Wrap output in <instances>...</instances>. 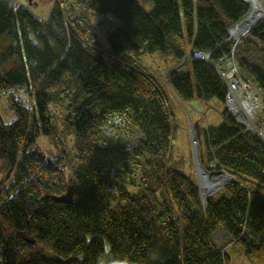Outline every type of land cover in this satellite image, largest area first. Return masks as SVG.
<instances>
[{
  "label": "trees",
  "instance_id": "obj_1",
  "mask_svg": "<svg viewBox=\"0 0 264 264\" xmlns=\"http://www.w3.org/2000/svg\"><path fill=\"white\" fill-rule=\"evenodd\" d=\"M72 1L56 0L43 21L0 0V93L16 112L11 122L0 117V172H12L0 189V264H100L105 246L103 264H229L226 248L237 244L264 264V142L227 112L213 68L245 5L151 0L147 12L137 0ZM93 13L103 18L107 46ZM189 49L211 57L195 59ZM143 52L178 65L157 79L142 66ZM234 54L262 92L264 124L263 22ZM187 62L194 90L179 74ZM20 91L34 96L32 113L15 97ZM171 94L222 103V123L204 129L203 144L192 125L201 167L233 178L204 207L175 153ZM39 133L55 157L36 145ZM67 190L70 200H59Z\"/></svg>",
  "mask_w": 264,
  "mask_h": 264
},
{
  "label": "rangeland",
  "instance_id": "obj_2",
  "mask_svg": "<svg viewBox=\"0 0 264 264\" xmlns=\"http://www.w3.org/2000/svg\"><path fill=\"white\" fill-rule=\"evenodd\" d=\"M2 1L7 2L13 8L14 11H16L19 8H25L34 17H36L39 20H43V21L48 20V18L50 17L51 11L54 8L55 2H56V0H32L31 1L32 4H30L28 0H2ZM58 1H61V0H58ZM68 1L73 2L72 0H68ZM137 1L145 11L147 12L151 11L152 9L151 0H137ZM191 1L194 2L195 0H191ZM240 1L245 5L246 11L238 19V21L232 23L230 27H232L233 25L239 24L240 22L243 21V19L248 17V15H251L252 10L255 8L254 5H258L264 11V0H240ZM180 15L182 19V16H183L182 10H180ZM103 17H106L108 19H113V16L110 14H107L106 16H103ZM90 19L95 27V31L97 34V40L103 46H107L105 31L102 25L99 24L101 22V19L103 18H101V15L93 13L90 15ZM262 22L264 24V18H257L254 21L252 20L251 23L249 24L250 26L247 27L243 35L241 36L239 35V40L247 36L256 25ZM232 47L233 45H231L230 48ZM234 52H235V48H234ZM200 58H202V56H200ZM140 62L142 66L146 68L148 72L154 75L157 79H161V77L163 78L165 72H167L169 69H172L173 67L178 65V62L176 61L172 62L170 61V58H163L157 52L150 53V54L143 52L140 55ZM179 74H186L190 77L193 90H194L195 83H194V78H193V74H192L189 62H187L182 67H180ZM244 76H245L244 79L248 80V77L246 75ZM249 81L252 84V88L257 93L255 96L260 97L259 95H261V98H262V92L257 88V86L252 82V80L249 79ZM14 95L26 108L31 110V113L33 112L35 108L34 96H30L28 93H25L22 91ZM171 96H172V111L175 114V123L177 125L175 153L177 154V156L181 157L183 160V163L180 169L187 175L191 176L196 181V183L199 185V195H200L201 202H205L207 196L213 194L214 192L218 191L220 188H222L223 186L231 182V179H230L231 177H229V179L227 180L222 179L220 181L221 183L218 186L211 187L208 189L207 193H203L204 190H206V188H204L206 183L211 180L203 178L201 175L202 173L209 175V176H216V177H219L222 173L226 175H229V174H227L223 170L206 172L201 167L199 163V158H198L197 144L193 138L192 125L193 124L197 125L198 127L197 133L199 134L198 135L199 140L202 143L204 129H206L207 127L215 128V127H218L222 123V117L220 114V111L223 108L222 103L216 98L205 101V100L198 99L196 96H194L192 99H189L187 101L180 102L177 98H175L173 94H171ZM62 116H63L62 113L55 116L54 120L58 125L60 123ZM0 117L4 122H11L12 120L16 118V112L10 106L9 96L3 93H0ZM247 122L248 121H246L245 118H243V120L240 121V123H242L244 127L247 124ZM251 124L252 126L250 125L251 128H249L250 130L247 129L246 127L245 128L253 134H255L258 131L257 129H261V128L264 129V124L256 123L255 120L251 121ZM36 145L43 151V153L45 154L47 158L55 157L56 155L55 146L42 133H39L36 136ZM6 172L7 171L0 172V189H7L12 180V172L8 176H6L7 174ZM106 249L107 247L105 246V251L103 255H101L100 260H99L100 264H103L106 259L105 258ZM226 253L229 257V264H254L245 256L244 249L240 244L227 247Z\"/></svg>",
  "mask_w": 264,
  "mask_h": 264
},
{
  "label": "built area",
  "instance_id": "obj_3",
  "mask_svg": "<svg viewBox=\"0 0 264 264\" xmlns=\"http://www.w3.org/2000/svg\"><path fill=\"white\" fill-rule=\"evenodd\" d=\"M234 27H237V24L227 29L228 41L233 45V47L230 48L227 53L221 55L217 61H215L213 68L225 88L224 103L226 110L239 122L245 118L246 121H248L245 127L249 129L252 126L251 121L255 120L256 123L258 122L259 113L262 109V98L261 95H259L260 97L255 96L257 93L252 88L251 82L249 79H244L245 76L241 72L239 64L234 59V48L239 40V36L235 33ZM187 54L203 61H208L211 57V52L192 49H189ZM200 56H202V58H200ZM244 86H248L250 90L253 91L254 95L252 100L254 103L252 107H248L249 101L244 99L242 94L237 93L236 89L239 87L246 91ZM251 109L253 112H250ZM257 130L258 131L254 135L259 137L264 142V129L261 128Z\"/></svg>",
  "mask_w": 264,
  "mask_h": 264
},
{
  "label": "bare ground",
  "instance_id": "obj_4",
  "mask_svg": "<svg viewBox=\"0 0 264 264\" xmlns=\"http://www.w3.org/2000/svg\"><path fill=\"white\" fill-rule=\"evenodd\" d=\"M254 7L255 8L252 10L251 15H248V17H246L245 19H243L242 22H240L239 24H237V27L236 28L234 27V29L237 31V32L235 31V33L238 36L239 35L240 36L243 35V33L247 29V27L250 26L249 24L251 23L252 20L254 21L257 18H264V11H263V9L260 8L258 5H254ZM234 59H235V55H234ZM240 70H241V68H240ZM241 72H242V70H241ZM240 82H242V81H240ZM238 86H239V84H238ZM244 87H245L246 91L239 87L238 89H236L237 90V93L242 94L243 97H244V99H247L249 101V106L248 107H252V105L254 103L253 100H252V97L254 95L253 94V91H251L248 86H244ZM250 112H253V110L251 109ZM201 175H202L203 178L211 180V181H209V182L206 183V185L204 187V188H206V190H204L203 193H207L208 192V189L211 188V187L218 186L221 183L220 181L222 179H225V180L229 179V176L226 175V174H223V173L219 177L209 176V175H206L204 173H202Z\"/></svg>",
  "mask_w": 264,
  "mask_h": 264
},
{
  "label": "water",
  "instance_id": "obj_5",
  "mask_svg": "<svg viewBox=\"0 0 264 264\" xmlns=\"http://www.w3.org/2000/svg\"><path fill=\"white\" fill-rule=\"evenodd\" d=\"M228 176L231 177L230 175H228ZM231 181H233L232 177H231ZM197 186H198V190H199V185L197 184ZM70 198H71L70 191L67 190L66 194L63 197H61L59 200L67 201L68 199L70 200ZM201 205H202V207H204L205 202H201ZM68 262H69V260H61V259L59 260L60 264H68Z\"/></svg>",
  "mask_w": 264,
  "mask_h": 264
},
{
  "label": "flooded vegetation",
  "instance_id": "obj_6",
  "mask_svg": "<svg viewBox=\"0 0 264 264\" xmlns=\"http://www.w3.org/2000/svg\"><path fill=\"white\" fill-rule=\"evenodd\" d=\"M32 0H28V2L30 3V4H32V2H31Z\"/></svg>",
  "mask_w": 264,
  "mask_h": 264
}]
</instances>
